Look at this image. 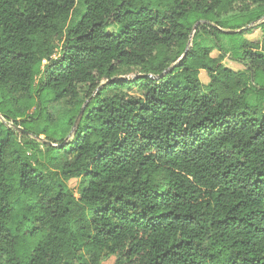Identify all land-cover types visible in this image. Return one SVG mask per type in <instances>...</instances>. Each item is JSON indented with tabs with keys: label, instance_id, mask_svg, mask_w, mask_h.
Segmentation results:
<instances>
[{
	"label": "trees",
	"instance_id": "1",
	"mask_svg": "<svg viewBox=\"0 0 264 264\" xmlns=\"http://www.w3.org/2000/svg\"><path fill=\"white\" fill-rule=\"evenodd\" d=\"M263 16L264 0H0V264H264V37L226 34L243 70L219 41ZM47 96L72 134L30 143L44 171L18 138Z\"/></svg>",
	"mask_w": 264,
	"mask_h": 264
},
{
	"label": "rangeland",
	"instance_id": "2",
	"mask_svg": "<svg viewBox=\"0 0 264 264\" xmlns=\"http://www.w3.org/2000/svg\"><path fill=\"white\" fill-rule=\"evenodd\" d=\"M84 9L81 5H78L76 10L73 13V19L78 20L83 13ZM264 21V16L261 20L255 21L252 23H244L245 25L242 29L232 30L231 27L236 25H243L242 23L230 22L227 20L224 23H228L223 30L224 34H219V41L221 45H223L225 49V59L223 63L234 70H243L245 66L240 62L235 60L234 54H232L231 46L233 45L234 39L232 37L227 36L226 34H233L239 31L244 33V37L248 40H261L264 37V27L262 26V22ZM247 24V25H246ZM119 29L116 26H111L108 28V32H117ZM196 35V31H193L191 34V42L190 46H193V39ZM196 39L200 42V44L215 46L216 40L210 35L201 34ZM60 52H57L56 57L59 56ZM219 51L215 49L213 51V56H218ZM140 69L131 67V68H122L119 74V77H124L126 79H133L139 75ZM201 80L204 84L209 82V77L206 71H202L200 73ZM264 82V79H262ZM250 102L253 105H259V107L264 111V94L258 89L254 88V94L250 97ZM1 116V115H0ZM72 116V108L64 101H55L52 100L50 96H47L43 99V104L41 108L38 110L33 108L30 111L28 122L24 126L25 129H29L30 134L27 136H19L18 142L20 148L24 154L31 160V162L36 165L38 168L46 171L48 165L49 154L46 152V149L41 145H31L32 141H51L55 142L54 146H59L58 142H61L63 139H69L72 132L67 133V129H69L68 120ZM0 121H3L0 117ZM4 122V121H3ZM6 123V122H5ZM37 135H40L42 138H37ZM80 179H72L68 181V187L71 189L76 196H78L77 190L79 187ZM117 257L113 256L102 264H116Z\"/></svg>",
	"mask_w": 264,
	"mask_h": 264
},
{
	"label": "water",
	"instance_id": "3",
	"mask_svg": "<svg viewBox=\"0 0 264 264\" xmlns=\"http://www.w3.org/2000/svg\"><path fill=\"white\" fill-rule=\"evenodd\" d=\"M232 32H236V31H232ZM188 50H189V48H187L186 52H188ZM164 74H165V72H164L161 76H163ZM151 77H153V76H151ZM123 78H124V77H118V78H115V79L110 80V82H116V81H118V80H120V79H123ZM85 106H86V105H84V107H83V109H82V111H81V113H80V115H79V117H78V119H77V125H78V123H79V121H80V118H81L83 112H84ZM39 139L42 140L41 137H39Z\"/></svg>",
	"mask_w": 264,
	"mask_h": 264
}]
</instances>
